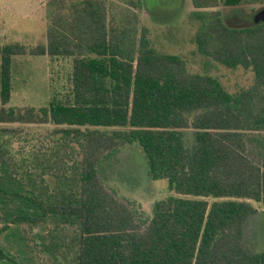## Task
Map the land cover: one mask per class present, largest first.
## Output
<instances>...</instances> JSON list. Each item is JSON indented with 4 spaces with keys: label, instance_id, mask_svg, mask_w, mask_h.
<instances>
[{
    "label": "trees",
    "instance_id": "trees-1",
    "mask_svg": "<svg viewBox=\"0 0 264 264\" xmlns=\"http://www.w3.org/2000/svg\"><path fill=\"white\" fill-rule=\"evenodd\" d=\"M263 5L191 0L203 58V71L193 72L182 53L154 45L135 11L109 0H50L45 43L0 46V125L52 124L60 134L51 154L21 173L0 139V234L47 229L51 264H264V250L245 244L253 202L264 210V21L239 26L226 16ZM24 54L72 59L69 91L40 109L8 106L12 57ZM215 64L251 71L252 85L228 90L211 73ZM133 145L149 176L173 192L151 215L106 182ZM43 173L53 185L44 187ZM9 256L0 246V258Z\"/></svg>",
    "mask_w": 264,
    "mask_h": 264
},
{
    "label": "rangeland",
    "instance_id": "rangeland-1",
    "mask_svg": "<svg viewBox=\"0 0 264 264\" xmlns=\"http://www.w3.org/2000/svg\"><path fill=\"white\" fill-rule=\"evenodd\" d=\"M49 1L0 0V46L21 43L32 48L45 43L46 24L43 18ZM137 1L109 0L117 11L122 8L135 11L140 25L148 28L149 36L159 50L182 53L190 71L202 72L203 58L195 53V35L199 22L190 16L193 11L191 0H141L139 4ZM130 3L137 5L132 7ZM228 9L227 17H232V20L241 24L239 26H250L255 23V15L264 9V5ZM210 71L232 92L249 87L253 82V73L243 68L229 69L215 64ZM72 72L73 62L70 58L53 59L48 55L29 54L13 56L10 68L12 92L8 106L36 109L49 106L53 96L62 97L69 91ZM1 85L0 57V88ZM2 127L16 130L10 135L0 132V139H6L12 157L18 164L23 165L12 167L19 173L26 168L35 170L34 161L40 160V157H48L58 145L55 142L60 137V134H54L55 126L52 124L0 125ZM148 168V160L141 146H127L121 150L115 165L109 170L106 182L121 197L138 203L147 215H151L154 203L173 195V192L170 191L166 179L153 180L149 176ZM41 175L45 179V187L46 181H51V178L44 173ZM36 183L43 186L39 177ZM50 185H53L52 181ZM253 203L258 213L246 225L245 244L252 251L264 250V210L260 203ZM2 226L4 225L1 223L0 227ZM24 229H12L0 234V246L14 259L10 262V259L0 258V264H51L50 253L42 244L43 239L45 240L43 233L47 229Z\"/></svg>",
    "mask_w": 264,
    "mask_h": 264
},
{
    "label": "water",
    "instance_id": "water-1",
    "mask_svg": "<svg viewBox=\"0 0 264 264\" xmlns=\"http://www.w3.org/2000/svg\"><path fill=\"white\" fill-rule=\"evenodd\" d=\"M261 21H264V9L260 11L259 13H257L254 18L255 23H259Z\"/></svg>",
    "mask_w": 264,
    "mask_h": 264
},
{
    "label": "crops",
    "instance_id": "crops-1",
    "mask_svg": "<svg viewBox=\"0 0 264 264\" xmlns=\"http://www.w3.org/2000/svg\"><path fill=\"white\" fill-rule=\"evenodd\" d=\"M44 19V21H45V24H46V31H47V21H46V18L44 17L43 18ZM46 38V37H45Z\"/></svg>",
    "mask_w": 264,
    "mask_h": 264
}]
</instances>
